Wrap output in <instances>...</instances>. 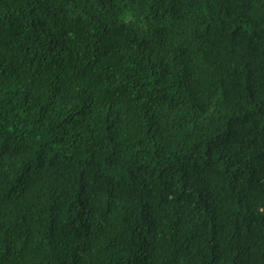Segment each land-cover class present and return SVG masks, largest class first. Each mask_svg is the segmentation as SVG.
<instances>
[{"label":"trees","instance_id":"trees-1","mask_svg":"<svg viewBox=\"0 0 264 264\" xmlns=\"http://www.w3.org/2000/svg\"><path fill=\"white\" fill-rule=\"evenodd\" d=\"M0 264H264V0H0Z\"/></svg>","mask_w":264,"mask_h":264}]
</instances>
